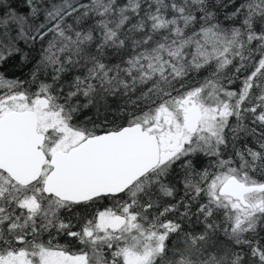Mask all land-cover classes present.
I'll list each match as a JSON object with an SVG mask.
<instances>
[{
  "label": "snow or ice",
  "instance_id": "snow-or-ice-1",
  "mask_svg": "<svg viewBox=\"0 0 264 264\" xmlns=\"http://www.w3.org/2000/svg\"><path fill=\"white\" fill-rule=\"evenodd\" d=\"M0 264H264V0H0Z\"/></svg>",
  "mask_w": 264,
  "mask_h": 264
}]
</instances>
